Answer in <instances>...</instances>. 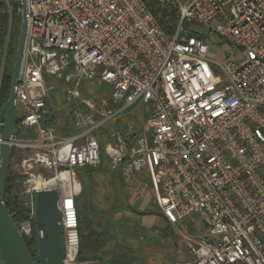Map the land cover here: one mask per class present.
<instances>
[{
  "label": "built area",
  "instance_id": "obj_1",
  "mask_svg": "<svg viewBox=\"0 0 264 264\" xmlns=\"http://www.w3.org/2000/svg\"><path fill=\"white\" fill-rule=\"evenodd\" d=\"M166 3L178 15L171 34L146 0H25L16 129L34 127L37 137L9 140L15 154L30 152L20 160L26 213L15 223L34 238L33 193L55 191L62 264H99L78 259L74 198L77 169L100 163L98 137L131 195L147 191V172L167 221H202L181 233L191 264H264V0ZM214 37L237 53L213 69ZM60 111L68 135L51 124Z\"/></svg>",
  "mask_w": 264,
  "mask_h": 264
},
{
  "label": "trees",
  "instance_id": "obj_2",
  "mask_svg": "<svg viewBox=\"0 0 264 264\" xmlns=\"http://www.w3.org/2000/svg\"><path fill=\"white\" fill-rule=\"evenodd\" d=\"M146 1L161 28L171 34L178 20L177 9L170 3L161 6L159 0ZM18 5V2L12 3L10 10L9 4L0 0V108L9 97L20 27V13L14 9ZM197 35L200 37L201 33ZM102 97L106 95H98L96 99ZM50 121L58 135H68L73 131L70 116L65 111L52 115ZM118 126L123 128V121ZM98 138L101 145L99 165L77 169L79 188L75 190L74 198L78 219V259L99 264H148V248H151L164 255L163 264H172L174 253L169 250L174 238L171 223L158 208L139 210L129 203L127 186L120 169L111 167L105 143ZM14 154L13 149L11 160ZM18 177L9 169L2 195L5 207L10 213L14 212L13 220L17 223L24 219L26 213L25 206L14 195ZM128 211L130 216L127 215ZM154 213L164 218V226H147L138 219L139 215ZM25 241L28 249L36 246L35 238Z\"/></svg>",
  "mask_w": 264,
  "mask_h": 264
},
{
  "label": "water",
  "instance_id": "obj_3",
  "mask_svg": "<svg viewBox=\"0 0 264 264\" xmlns=\"http://www.w3.org/2000/svg\"><path fill=\"white\" fill-rule=\"evenodd\" d=\"M18 3L21 7L20 27L13 57L9 97L0 108L3 120L0 143V264H35L25 238L2 200L13 153L9 140L17 133L14 86L18 82L27 28L25 0H18ZM33 198L39 264H62V228L59 224L56 192L35 191Z\"/></svg>",
  "mask_w": 264,
  "mask_h": 264
},
{
  "label": "rangeland",
  "instance_id": "obj_4",
  "mask_svg": "<svg viewBox=\"0 0 264 264\" xmlns=\"http://www.w3.org/2000/svg\"><path fill=\"white\" fill-rule=\"evenodd\" d=\"M6 3L9 4V9L12 10V3L18 2V0H5ZM166 2H169L170 0H164ZM16 11L17 8H14ZM18 13H20L18 11ZM207 43L209 45H213L216 47H219V51H209L207 56L210 60V65L214 69V65L211 63L212 61H222L224 58L227 59L231 56V54H236L237 53V47L233 46L229 43H220L217 45V38H209L207 39ZM49 81L52 80L50 77L48 79ZM85 86L88 90V92L91 95H99L102 89H97L95 86L85 83ZM37 137V131L34 127H24V126H17V133L14 135V139L16 141H22V140H29ZM30 155V152L26 151H21L18 150L14 157L11 160L10 164V169L12 172L16 173L19 175V177L15 180V188H14V195L23 203L27 199V194L21 192V186H22V181H24L27 178V175L23 173V170L20 165V160L23 156H28ZM33 170H36L35 167ZM38 170V169H37ZM143 178L146 180L148 183V188L147 191H144L140 195H146V192L148 193V197L146 196V201L149 198L148 203L146 205L144 202L140 205L139 202H136V197L137 195H130V192L127 191L129 194L128 200L130 201L129 203L135 204L136 207L138 206L139 208H144L145 206L147 208H152L153 210L157 209V206L155 204L154 200V195L152 192L151 184H150V177L146 172V175L143 176ZM79 186L76 187L75 190H77ZM128 190V189H127ZM139 200V199H138ZM154 212V211H153ZM127 215L130 216V212H127ZM155 215L156 218H150L146 217V225L151 226V225H159V226H164L165 225V220L161 215L157 214H152ZM140 222H145V218L138 217ZM195 221L191 222L188 217L184 218L181 222L176 223V224H171L172 228V233H173V244H171L169 250L173 251L174 253V259L172 261V264H191L192 256L188 253L186 249V245L184 240L182 239L181 233H187V234H194L200 230V227L203 226L202 221L199 219L198 216H195ZM151 248H148V264H163L164 261V255L161 252L155 251ZM147 253V254H148ZM98 263V262H96Z\"/></svg>",
  "mask_w": 264,
  "mask_h": 264
},
{
  "label": "crops",
  "instance_id": "obj_5",
  "mask_svg": "<svg viewBox=\"0 0 264 264\" xmlns=\"http://www.w3.org/2000/svg\"><path fill=\"white\" fill-rule=\"evenodd\" d=\"M129 195V194H128ZM131 195V194H130ZM144 195H137V196H135L136 197V202H139V204L141 205L142 204V202H144V197H143ZM139 199V200H138ZM130 202V201H129ZM131 205H133L134 207H136V205L135 204H132L131 203ZM147 206V205H146ZM144 207V208H139L138 206L136 207L137 209H139V210H144L145 208H147V207ZM139 217H141V218H145V222L143 221L142 223L143 224H145L146 225V217H150V218H156L155 217V215H152V214H143V215H139Z\"/></svg>",
  "mask_w": 264,
  "mask_h": 264
},
{
  "label": "flooded vegetation",
  "instance_id": "obj_6",
  "mask_svg": "<svg viewBox=\"0 0 264 264\" xmlns=\"http://www.w3.org/2000/svg\"><path fill=\"white\" fill-rule=\"evenodd\" d=\"M34 238H35V240H36V236H35ZM35 244H36V242H35ZM28 250H29V252H30V255H31V257H32V259H33V261H34V263H35V264H39V260H38V252H37V244H36L35 247H31V248H29Z\"/></svg>",
  "mask_w": 264,
  "mask_h": 264
}]
</instances>
